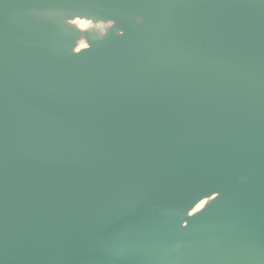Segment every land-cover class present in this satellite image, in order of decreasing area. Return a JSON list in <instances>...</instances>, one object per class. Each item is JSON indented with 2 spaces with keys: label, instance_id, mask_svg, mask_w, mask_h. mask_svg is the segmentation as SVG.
<instances>
[{
  "label": "water",
  "instance_id": "water-1",
  "mask_svg": "<svg viewBox=\"0 0 264 264\" xmlns=\"http://www.w3.org/2000/svg\"><path fill=\"white\" fill-rule=\"evenodd\" d=\"M0 264H264V0H0Z\"/></svg>",
  "mask_w": 264,
  "mask_h": 264
}]
</instances>
